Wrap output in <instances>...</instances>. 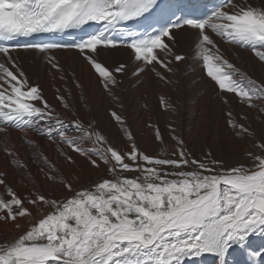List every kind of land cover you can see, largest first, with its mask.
I'll return each mask as SVG.
<instances>
[{
    "label": "snow or ice",
    "instance_id": "6c2138e0",
    "mask_svg": "<svg viewBox=\"0 0 264 264\" xmlns=\"http://www.w3.org/2000/svg\"><path fill=\"white\" fill-rule=\"evenodd\" d=\"M186 36L190 56L178 50ZM121 49L127 60L108 63ZM238 50L251 54L260 78L228 59ZM61 52H74L116 103L123 77L142 83L151 74L175 85L192 59L225 106L229 157L211 149L195 157L171 125L175 145L156 126L160 151L149 155L115 111L127 145L114 147L74 110L69 77L83 85L65 72ZM22 53L64 83L55 90L59 110L29 82ZM160 102L176 113L169 99ZM14 132L31 153L27 161ZM34 137L54 147L67 170ZM0 141V222L14 233H0V264H204L209 257L232 264L237 250L246 264H264V247L253 246L264 238V0H0ZM77 157L104 175L88 179Z\"/></svg>",
    "mask_w": 264,
    "mask_h": 264
},
{
    "label": "bare ground",
    "instance_id": "6f19581e",
    "mask_svg": "<svg viewBox=\"0 0 264 264\" xmlns=\"http://www.w3.org/2000/svg\"><path fill=\"white\" fill-rule=\"evenodd\" d=\"M221 47L225 46L221 45ZM178 50L190 56L192 38L188 36L182 38ZM21 55L22 67L29 82L38 84L43 90V95L50 103L57 105L59 110L58 102L54 100L55 90L57 87L63 88L65 85L59 80L58 74L53 79V76L40 61H34L23 53ZM237 55H239V60L236 58ZM58 58L64 66L65 72L74 71L76 79L83 85L81 89H77L71 82V77H69L67 87L71 88L73 93V100L70 102L74 104V110H78L80 116L86 122H93L96 129L101 131L113 146L124 148L127 145V140L120 131V126L111 116L113 111L124 118L127 127L135 137L137 145L149 155L158 154L160 149L159 145L154 142L156 126L163 134L165 142L173 146L175 141L171 139L173 133H171L169 126L174 127V135L181 138L184 141L186 150L192 152L197 158L202 155L205 147L213 148L212 152L214 153L216 146H221L222 150V144L226 145L231 141L230 130L225 124V106L216 94L213 83L206 77L205 72L199 66L193 67L192 59H188L186 63H183L177 76L173 77V79L178 80L175 85H164L152 77L151 74L146 75L142 83H138L130 74L123 77V82L115 90L116 95L119 97V103H116L101 87L95 76L88 70V67L82 61L77 60L74 52H61L58 54ZM101 59H105V57H101ZM228 59L239 66L247 68L255 78L261 77L262 70L255 63L250 53L242 50H238L237 53L229 51ZM122 60H127V50L125 49H121L118 54L107 62L113 63ZM81 96L85 98L87 107L81 102ZM161 96L169 99L176 106L177 111L175 114H170L164 110L160 102ZM65 119H71V116L66 115ZM20 135L22 134L14 132L12 142L17 145L22 158L27 161L31 153L25 151V146H21ZM34 138L38 140L45 153L53 160H58L54 147H50L40 137ZM0 147H2V141H0ZM216 151L215 154H217ZM228 156L229 153L222 150L220 158H228ZM77 162L85 169V176L88 179H96L98 176L104 175L103 172L89 170L85 162L79 157H77ZM229 162L233 161L229 160ZM5 165L6 161L3 153L0 152V170H4ZM58 166L65 168L63 162L59 160ZM29 168L33 173H37V179H40L37 165L29 163ZM65 170L67 169L65 168ZM9 180L13 182V187L18 192L26 194L27 190L19 187L16 183L19 180L18 176L13 177L10 175ZM41 184H43L42 180ZM4 232L14 235L10 226H5L3 222H0V233ZM255 244L264 247V238L256 237V241H253V245ZM242 255H244V263L242 264H246L249 258L239 250L234 251L230 259H234L235 264H241L238 259ZM204 264H212L211 258H205Z\"/></svg>",
    "mask_w": 264,
    "mask_h": 264
},
{
    "label": "rangeland",
    "instance_id": "374dc122",
    "mask_svg": "<svg viewBox=\"0 0 264 264\" xmlns=\"http://www.w3.org/2000/svg\"><path fill=\"white\" fill-rule=\"evenodd\" d=\"M215 142L217 143V141L215 140ZM114 147H117V146H114ZM219 146H216L215 147V149H214V155H216V157H218V158H220V155H221V153H222V150H221V146L218 148ZM117 148H121V147H117ZM121 149H123V147L121 148ZM209 149H211V151H212V149L213 148H206L205 147V149H204V151L203 152H205V151H207V150H209ZM215 150H217L216 151V153L217 154H215ZM221 150V151H220ZM159 151H160V149H159ZM158 151V152H159ZM190 153H192V152H190ZM223 155V154H222ZM229 157V156H228ZM227 158V157H226ZM254 240L256 241V238H254ZM254 247H262V246H260V245H253ZM232 260V264H235V260L234 259H231ZM238 261L242 264V263H244V255H242L241 256V258L240 259H238Z\"/></svg>",
    "mask_w": 264,
    "mask_h": 264
}]
</instances>
